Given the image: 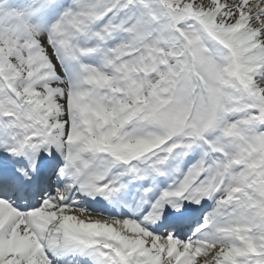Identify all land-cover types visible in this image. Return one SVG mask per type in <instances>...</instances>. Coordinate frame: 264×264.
I'll list each match as a JSON object with an SVG mask.
<instances>
[{
  "label": "snow or ice",
  "instance_id": "6c2138e0",
  "mask_svg": "<svg viewBox=\"0 0 264 264\" xmlns=\"http://www.w3.org/2000/svg\"><path fill=\"white\" fill-rule=\"evenodd\" d=\"M0 264H264V0H0Z\"/></svg>",
  "mask_w": 264,
  "mask_h": 264
}]
</instances>
